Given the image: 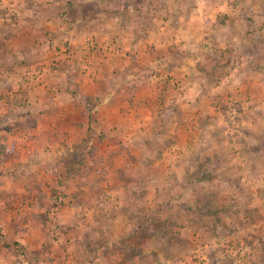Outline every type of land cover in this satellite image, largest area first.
<instances>
[{
  "label": "rangeland",
  "instance_id": "rangeland-1",
  "mask_svg": "<svg viewBox=\"0 0 264 264\" xmlns=\"http://www.w3.org/2000/svg\"><path fill=\"white\" fill-rule=\"evenodd\" d=\"M2 53L0 264H264V0H0Z\"/></svg>",
  "mask_w": 264,
  "mask_h": 264
},
{
  "label": "crops",
  "instance_id": "crops-1",
  "mask_svg": "<svg viewBox=\"0 0 264 264\" xmlns=\"http://www.w3.org/2000/svg\"><path fill=\"white\" fill-rule=\"evenodd\" d=\"M26 16L27 15H21V18L22 19L20 18L19 22L16 23L17 24L16 25V28H17L16 30H18V31L21 32L22 31L21 28L26 27L29 30L31 29L30 31H34V30H36L38 28V26L35 25V20L34 19H31L29 17H26ZM5 29H7V28H5ZM1 42H2V44L4 43L3 41H1ZM5 47L6 46H2V49L5 48ZM24 56L25 57H21V58H23L24 60H26L28 55H24ZM10 58H12V57H9L8 54H6V53L3 54L2 53V56L0 57V71H2L1 69H3L6 66V64L9 63L8 61H9ZM23 59H21V60L23 61Z\"/></svg>",
  "mask_w": 264,
  "mask_h": 264
}]
</instances>
